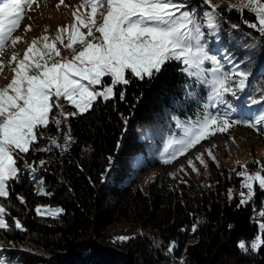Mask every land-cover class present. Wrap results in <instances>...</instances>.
Returning a JSON list of instances; mask_svg holds the SVG:
<instances>
[{
	"label": "trees",
	"instance_id": "16d2710c",
	"mask_svg": "<svg viewBox=\"0 0 264 264\" xmlns=\"http://www.w3.org/2000/svg\"><path fill=\"white\" fill-rule=\"evenodd\" d=\"M191 1L200 4V17L202 7L208 5L203 0ZM229 4L233 3H217L219 41L229 46L232 63H239L251 74L237 97L225 94L234 110L226 104L211 110L232 111V117L251 121L245 107L252 99L261 101L264 93V37L244 23L254 22L253 14L228 10ZM232 24L239 27L233 29ZM182 68V63L171 61L151 79L140 80L129 74L130 83L116 86L115 98H98L87 112L67 118L72 135L67 151L32 146L21 155L36 165L45 159L43 175L48 194H38L21 169L17 178L7 181L9 195L0 197L7 225L0 228V253L5 261L264 264V246L255 251L250 246L259 234V224L264 223L260 215L264 191L255 188L253 199L241 205L240 192L245 189L240 188L242 178L236 175L243 166L254 172L264 165V149L259 154L252 151L232 166H220L209 159L206 176L188 174L174 181L154 176L145 187L140 184V170L157 162L167 135L175 131L174 117L197 119L204 113L207 89ZM104 80L110 82L108 77ZM120 91L125 93L123 100ZM41 130L55 131V126L50 122ZM254 134L264 148L261 130ZM141 157L146 164H140ZM21 162L18 160V167L22 168ZM137 163L138 171L133 174ZM40 205H55L62 211L38 214ZM17 221L20 229L16 228ZM120 236L131 239L120 242ZM241 241L248 251H241Z\"/></svg>",
	"mask_w": 264,
	"mask_h": 264
},
{
	"label": "snow or ice",
	"instance_id": "6c2138e0",
	"mask_svg": "<svg viewBox=\"0 0 264 264\" xmlns=\"http://www.w3.org/2000/svg\"><path fill=\"white\" fill-rule=\"evenodd\" d=\"M203 2L210 8L204 13L206 26L216 30L220 5L213 4L212 0ZM34 3L35 0H0V52L9 41L14 47L22 39L14 37L13 33L19 28L26 10H30ZM79 7H88L90 12L80 13L77 9L73 12L76 22L71 26L58 29L51 39L47 35L32 39L22 58L16 52L11 54L9 66L14 75L6 86L0 87V197H8L7 181L18 177V160L37 142L39 129L47 128L50 122L59 128L69 116L90 110L98 98L104 101L115 98L114 89L118 85H128L129 74L140 80L151 79L171 61L182 63L185 66L182 71L198 79L210 71L212 79L204 81L211 85L209 100L213 102V107L226 104L229 110L234 109L225 100V94L237 97V93L246 88L251 73L243 70L239 63L231 72L222 70L220 60L210 55L201 42L204 32L196 13L181 11L187 7L184 3L175 0H82ZM233 9L241 15L245 10L253 14L255 21L244 20V23L264 37V0H238L237 4L228 5V10ZM231 27L236 29L239 25L232 24ZM81 28L87 31L83 32ZM25 30L30 31V26ZM57 42L71 50V59L62 55ZM76 44L79 49L74 47ZM37 45H42V48ZM206 61L211 62V69L203 67ZM3 68L4 63L0 61V72ZM105 77L110 78V83L105 82ZM124 97L125 93L120 91L119 98L123 100ZM261 101H264V93ZM261 101L252 99L251 103ZM64 103L73 106L75 111L65 112ZM53 108L59 111L50 119ZM231 115L232 111L223 114L206 112L202 118L188 125L178 123L182 135L168 140L164 150L167 158L163 162H172L202 140L216 132L227 131L234 124L243 123L254 129L264 125V112L254 121L230 119ZM70 141L71 136L65 135V147ZM51 143L55 145L56 139H51ZM207 151L215 159L211 149ZM196 158L204 164L203 154H197ZM111 159L109 157L110 162ZM44 163L40 161L41 165ZM254 163L259 164L258 161ZM188 164L196 171L191 159ZM28 167L35 172L31 165ZM236 175L242 178L240 188L247 190V194L240 192L241 205L253 199L255 188L264 191V165L254 172L243 166V170ZM229 197H232L231 189ZM20 199L23 202V198ZM36 211L41 213L39 207ZM61 211L48 210V213L55 215ZM4 214L5 208L0 206V228L7 227ZM260 215L264 216V211ZM258 227L259 234L250 245L254 251L264 246V223ZM16 228H21L19 221ZM192 230L195 231V226ZM129 239L131 237H117L120 242ZM239 248L248 251L244 241L239 243ZM0 264L5 262L0 260Z\"/></svg>",
	"mask_w": 264,
	"mask_h": 264
},
{
	"label": "rangeland",
	"instance_id": "374dc122",
	"mask_svg": "<svg viewBox=\"0 0 264 264\" xmlns=\"http://www.w3.org/2000/svg\"><path fill=\"white\" fill-rule=\"evenodd\" d=\"M218 1L219 0H212V3L217 5ZM228 1L232 2L233 4L238 3V0H228ZM175 2L186 4L187 7L185 9H181V11H184V10L194 11L196 13L197 19L200 20V22H203V19L199 18L198 13L200 12L201 8H200V4L197 1L175 0ZM81 4H82V0H70V1L63 0V3H61V0H35V3L32 5V8L30 10H26L24 18L22 19L19 28L13 33V34L20 35L21 26L24 20L27 19L24 22L23 27H22V34H21L22 39L19 42H17L14 47L11 45L10 41L6 44L4 53L0 60V61H3L4 63L3 71L0 72V87L6 86L10 82L11 77L13 76L11 67L9 66L11 54L13 52H16L19 54V56L22 55L24 49L29 46L31 39L35 37L37 33H39L40 31L42 30L44 31L47 28L48 24L56 27L57 29L71 26L73 23L76 22L75 17L73 16V12L79 9V11H81L82 13H85L87 10V7H79ZM82 9H85V10L82 11ZM207 11H210L209 6H203L201 14H200L201 17H202V14ZM89 12H90V8H89ZM30 25H32V29L30 31H26L25 29L28 28V26ZM201 30L204 32V37L201 42L206 45V50L209 52L210 55H215L217 59L220 60L221 64L223 65L222 70L226 71V66L223 64L222 60L227 63H230L228 57L231 54L227 51V48L229 46L227 45L225 47L221 43L220 44L216 43L217 42L216 40H220V34L218 32V29L210 30L208 28H205L202 25ZM81 31L86 32L87 29L81 28ZM97 35L99 34L97 33ZM67 42H68L67 39H65V43ZM228 42H230V40H228ZM56 46L58 49L61 50L62 55L67 56L69 59H71V50L65 49L62 44H57ZM74 47L79 49L80 46L76 44L74 45ZM217 50L219 51L221 50L220 54H219V51ZM0 56H1V52H0ZM12 66H14V64ZM183 67L185 66L183 65ZM203 67L205 69H211L212 64L210 61H206ZM193 77L197 81L202 83L207 89L206 100L204 102L203 115L206 112H210L212 114H217V113L223 114L224 112H226L223 110H220L219 112L211 110V107L213 104V102L209 100V96L211 94V85L209 83L204 82L205 80L210 81L212 79L211 72L206 71L204 74V77L200 79H198L195 76ZM97 87L99 88L100 86H97ZM66 106H67L66 103H64V111L69 112V113L72 112L69 109H67ZM54 111L55 112L57 111L55 114L56 116L59 110L53 109V112ZM261 112H264V107H262L261 110H259L258 107L249 108V113L254 117V119ZM203 115L197 119L180 118L178 116L174 117L175 131L167 135L164 145L162 146L160 152L158 153L157 162L155 164L146 165L143 169L140 170V173H139L141 175L140 184L142 186L145 187L147 180L150 178H153L154 176H158L160 179H168L171 181L182 178L183 176H187L188 174H194V175L204 174L206 176L207 174L206 167H207V162L209 159L213 160L220 166L221 165L232 166L236 162L244 160L247 156L250 155L252 151H255L256 154H259L260 152L263 151L264 148L260 142V139L255 137V134H254L256 130L260 128H256V129L249 128L245 124L238 123V124H234L231 127H229L227 131L216 132L214 135L209 136L208 139L202 140L199 144L196 145L193 151L189 150L190 152L189 153L187 152L188 154L181 155L170 163H164L163 162L164 159L167 158L164 150H165L168 140L173 137L179 138L182 135V128L177 126L178 123L180 125H188L191 122H195L196 120L202 118ZM53 116L54 114H52V117ZM230 119H236V118L230 116ZM236 120H240V119H236ZM260 127H261L260 135L264 136V125H260ZM55 129H56L55 132L58 130L57 132L58 136L56 137H60V139L63 141L61 150L65 152L70 148L71 141H72V135L71 133L69 134L70 132L69 125L67 121L62 123L59 126V128L55 124ZM65 135L71 136V141L68 142L67 147H65V144H64ZM49 137L50 136L46 134H41L39 136V138L41 139V144L38 146L37 145L35 146L38 149L44 148L45 147L44 144H47L46 141H49ZM213 145H215V147H213ZM35 146L33 148H35ZM208 149H211L212 155L215 157V159L209 156L208 151H207ZM197 154H203L204 164H201L200 160L196 158ZM189 159L192 160L196 171L193 170L192 165L188 164ZM140 164H146V161L143 157H141L140 159ZM39 165L45 168V163L43 165L39 163ZM27 166L28 165H26V167ZM138 166H139V163H137L135 167L132 168L133 174L138 171ZM18 168L20 169V167ZM244 192L245 194H247L246 189ZM40 206L39 207L41 209V212L46 213V214H49L48 210H52L53 212H55V210L59 209V207L55 205L53 206L40 205ZM121 221L119 222V224H122ZM0 248H3L2 245L0 246ZM0 260H3L5 264H16L15 261H10V262L5 261L4 255L1 256V254H0Z\"/></svg>",
	"mask_w": 264,
	"mask_h": 264
},
{
	"label": "bare ground",
	"instance_id": "6f19581e",
	"mask_svg": "<svg viewBox=\"0 0 264 264\" xmlns=\"http://www.w3.org/2000/svg\"><path fill=\"white\" fill-rule=\"evenodd\" d=\"M85 9H82V11H84ZM80 13H82L81 11H79ZM30 28L32 29V25H30ZM57 31H58V29L56 28V27H54V26H52V25H47V28L43 31H40L39 33H37V35L35 36V37H33L32 39H39V38H41L42 36H44V35H47V36H49V38L51 39V38H53L55 35H56V33H57ZM31 39V40H32ZM57 44H60L59 42H57ZM38 47H41L42 48V45H37ZM28 47H26L25 49H24V51H23V53H22V55H20V57L22 58L23 57V54H24V52L26 51V49H27ZM43 50V49H42ZM221 51V50H220ZM13 73V72H12ZM13 75H14V73H13ZM12 78V77H11ZM63 103V102H62ZM66 108L67 109H69L70 111H75V109H74V107L73 106H71V105H68L67 103H66ZM54 110H56V108H53ZM57 112V111H56ZM56 112L54 111L53 112V114H54V116H55V114H56ZM52 124L55 126V123H53L52 122ZM263 127V126H262ZM56 130V129H55ZM58 130L55 132V131H44V130H41V131H39L38 132V139H37V142H35V144L33 145V147L35 146V145H40L41 144V139L39 138V136L41 135V134H46V135H48V136H50L49 137V141H46L47 142V144H44V146L45 147H49V146H51V147H53V148H56L57 150L59 149V150H61L62 149V145H63V141L60 139V137H56V136H58ZM71 132H69V134H70ZM56 139V141H57V143L54 145V144H52L51 143V139ZM59 139H60V141H59ZM47 140V139H46ZM64 144H65V142H64ZM67 146H68V144H67ZM44 147V148H45ZM44 148H39V149H44ZM34 149H38L36 146H35V148ZM51 149V148H50ZM192 151L194 150V148L193 149H191ZM55 151V150H54ZM61 152H63V150H61ZM190 151H188V153H189ZM35 153V152H34ZM188 153H186V154H188ZM45 160V159H44ZM21 165H22V170L24 171V173H25V175L27 176V178H28V181L31 183V185L36 189V191L38 192V194H44V195H46V194H48V189H47V185L45 184V179H44V175H43V167H41L39 164L38 165H36L33 161L32 162H30L29 160H28V158H26V157H24V155H23V158L21 159ZM41 161V160H40ZM40 161H39V163H40ZM31 165V167L32 168H35L36 170H35V172H33L32 170H31V168L30 167H26V165ZM36 165V166H35Z\"/></svg>",
	"mask_w": 264,
	"mask_h": 264
},
{
	"label": "built area",
	"instance_id": "2783aa9c",
	"mask_svg": "<svg viewBox=\"0 0 264 264\" xmlns=\"http://www.w3.org/2000/svg\"><path fill=\"white\" fill-rule=\"evenodd\" d=\"M42 169H44V168H42Z\"/></svg>",
	"mask_w": 264,
	"mask_h": 264
}]
</instances>
